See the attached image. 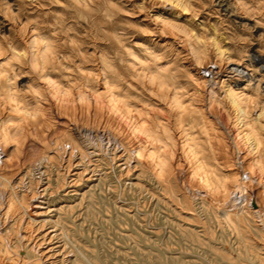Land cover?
I'll return each instance as SVG.
<instances>
[{
  "label": "rangeland",
  "instance_id": "374dc122",
  "mask_svg": "<svg viewBox=\"0 0 264 264\" xmlns=\"http://www.w3.org/2000/svg\"><path fill=\"white\" fill-rule=\"evenodd\" d=\"M92 1H94L95 8L91 4L93 5L91 6L93 8V12L90 13L91 16L85 14L84 16L79 15L81 11L71 8L67 0H5L10 5L11 12L0 14V36L11 37L9 42L15 41L20 38V35L22 36L21 28L31 26L33 23H37L46 32L48 29L53 30L50 32V34L55 35H53L52 43L57 46L58 51L61 50L63 56L66 58L69 56V60H66L69 63L65 65L71 66V69H68L69 72L64 69L55 70L58 75L64 73L59 76L58 79L60 80L69 79L70 74V78H72L77 73V70L73 69L75 67L70 63L71 58L72 61H80L82 65H86H83L85 68H88L93 64L92 60L97 63L98 58L105 55L110 59L112 66L115 64L114 66L117 67H113V69L118 74L119 84L124 90L126 89L125 93H131L129 94L130 100L139 109H145L150 115L162 111L161 114L169 119L168 115H165L163 102L147 90V85L143 83L142 77H139L129 67L130 62L125 52L129 50L141 56L144 55V47L148 46L150 42L160 43L165 49L160 53L159 63L165 64L176 75L180 87L189 89L185 83V71L192 69V67L184 39H177V37L161 33L158 30L153 20L154 13L160 6L153 4L151 0ZM107 1L111 2L109 5H114V7H107L109 6ZM178 1L181 6L176 7L177 14L162 16L165 21L180 26L185 32L183 26L187 24L191 28L197 29L199 31L196 30L197 33L207 31L209 35H217L222 46L229 50L230 57L234 61L239 60V62L243 61L248 64L246 62L247 56L255 55L254 57L259 58L264 65V0H246L244 7L248 10L244 14L234 12L233 0H194L193 6L199 10L198 15L185 14L184 8L187 5L183 0ZM171 3L165 2V9L162 12L169 10ZM57 8L64 10V17L60 11L57 13L58 17L63 18V22L60 24L55 23V20L52 23V17L55 16ZM47 13L50 17L47 16ZM13 17H16L18 26ZM45 19L49 21L47 22ZM42 23L43 25H41ZM50 25L57 29L49 28ZM74 27L76 28L74 29ZM76 32L77 34L80 33V36ZM81 34L85 35L81 36ZM115 35L118 37L116 38ZM63 37L64 39H62ZM114 37L115 39H113ZM67 38L69 41L80 44L73 43V47H70L72 42L66 40ZM112 40H114L113 43ZM63 44L68 47L65 48ZM120 44L123 45V48ZM79 45H81L82 50ZM87 45L89 46L87 47ZM97 45L101 47L99 48ZM127 46L128 50L125 51ZM77 47L79 51L85 53L84 57L80 55ZM96 49L100 54L96 52ZM71 50L73 51L71 52ZM88 54L90 55L87 57ZM211 61L209 59L204 67L214 68L213 72L218 70V67H225L226 65V62H221L219 66L214 65ZM147 63L151 64L150 62ZM232 63L227 64L233 65ZM251 66V69L254 68L252 72H249L252 77L251 86H257L258 93H261L259 95L262 98L264 96V72L260 70V66ZM243 71L246 73L245 70ZM203 74L206 79L211 78L208 72ZM16 76L18 78L23 77V79H19V84L25 83L28 79L35 83L40 82L36 75L27 68H18ZM134 94L139 97L142 94V99ZM213 110L212 108L209 111V121L211 120L214 129L217 128L215 129V131L217 130L216 134H219L220 140L222 139V147L227 148L226 152L232 164L237 165L233 168L242 173L239 167L242 162V155L232 149V141L229 137L232 129L227 124L225 127V121L216 118L215 110L214 112ZM258 113V110L255 111V114ZM97 144L99 146L96 147L91 162L85 161L80 164L74 160L68 162L67 157L61 153L49 154L50 158L47 160H34L32 158L25 161L19 160L18 169L12 176L13 188L17 196L15 204L18 210L10 213L9 216L7 215L6 219L4 217V222H0V229L8 240L12 239L15 242L14 245H18L15 250L18 251L19 255H22L20 256L21 259H41L43 261H40V264H71V262L72 264H260L258 258H264V234L261 233V230L264 229V214L262 216L263 212H261L262 218H260V215L255 214L256 209L250 206V201L253 199L251 187L248 188L249 195H247V200H244V204L240 201L241 195L237 193L233 195L237 198L235 203L238 206H236L237 210L234 215L243 219L241 226L244 228L243 233L237 234L232 229L233 227H230L223 220L222 210L208 207L207 203L202 204L200 196L191 198V206L179 204L175 200L174 196L180 197L182 192L184 193L182 174L174 172L179 178H176L175 183L173 182L175 186L169 185L167 180L162 182L155 179L142 164L134 160L133 155H127V152L122 153L118 145L112 150L106 141H98ZM60 161L64 162L61 163ZM127 163L130 165L128 166ZM140 168L143 172L145 171V175L142 174ZM133 175L134 177L138 175L139 178H134ZM241 176L245 177L242 174ZM8 191V189H4L3 198L0 199V209L2 210H0V214L4 212L2 209L5 203L4 196ZM150 192L152 196L154 195L153 197L149 194ZM153 198L156 201L152 200ZM28 203L37 205L38 211L42 214L37 218L30 217L29 224L26 226L24 220L31 213L32 208L30 207L25 214V210L20 205H27ZM247 209L248 211H246ZM249 210L253 212H249ZM239 211H242L243 214H240ZM24 233H26L25 237H23ZM16 236H22L19 238L20 241H16ZM67 249L68 251H66ZM220 254H224V258H221ZM65 258L68 259L65 260Z\"/></svg>",
  "mask_w": 264,
  "mask_h": 264
},
{
  "label": "bare ground",
  "instance_id": "6f19581e",
  "mask_svg": "<svg viewBox=\"0 0 264 264\" xmlns=\"http://www.w3.org/2000/svg\"><path fill=\"white\" fill-rule=\"evenodd\" d=\"M151 1L153 4H158L160 6V8L154 13L153 20V23L158 28V30L161 33H167L173 37H177V39H184L186 43V49L191 60L190 66L192 67V69H188L185 71V83L187 84L189 89L180 87L178 85L176 75L170 69H168L165 64L159 63V59L157 58L156 54L162 53V51L165 49V47L161 46L160 43L154 41L150 42L148 46L144 47V55L141 56L129 51L128 46L127 48L124 47V50H128L125 53L127 55L126 57H128L127 59L130 62L129 67L133 69L139 77H142L143 83L147 85V90L151 91L163 102L165 115H168L170 121L163 114H161L162 111L158 110L159 112H155V114L150 115L145 109H139L136 104H134V102L130 100L129 94L131 93L126 94V89L124 90L121 84H119L118 74H116L115 70L113 69V67H116L114 66L115 64H113L112 66V63H110V59L105 55H102L100 58H98L97 63H94V60H92L93 64H91V66H89L88 68H85L84 66L86 65L83 64V66L80 61H72L71 58L70 63L75 67L73 69H76L77 73L74 77L71 76L72 78H70V74L68 77L69 79H58L60 78L59 76H62L64 73H60L61 75H58L55 73V70L64 69L68 71L69 68L71 69V66L67 67L65 65L69 63L66 62L67 59L69 60V56H67V58L63 56L60 52L61 50L58 51L57 46H54V44L52 43L54 34L52 35L50 34V32L53 30L48 29V31L46 32L44 31L45 29L43 30L40 26H38L37 23H33L31 26H23L21 28L20 31L22 36L20 35V38L16 39L14 43L18 42L15 43L16 48L25 51L28 54L30 61L38 59L48 48H51L53 50V57L47 72L43 76L35 74L37 79L40 80L39 83L32 82L31 79H28L25 83L19 84L20 86H23L31 81L32 86L42 92V95L40 97L26 94L15 84L9 83L4 87H0V95L11 96L15 94L16 98L19 101L23 102L27 107L34 108L35 110L43 113V116L38 118L37 120L16 129H10L6 126L9 122H12L14 118L6 113H0V130H3L2 134L4 136H7L9 139L17 140L15 144H9L6 140H0V199L3 198L4 189L9 190L4 196L5 203L3 205L4 207L2 208L4 209V212L3 214H0V222H4V217L6 219L7 215L9 216L10 213L16 212V210H18V207L15 204L17 196L15 193L16 191L13 188L14 184L12 182V176L18 169L19 160L25 161L30 158L34 160H47L50 158L49 154L57 155L61 153L62 155H65V157H67L68 162H70L71 160L77 161L79 164L85 161L91 162L94 151L96 147L99 146L97 144L98 141H106V144H110L112 150H114V147L118 145L122 153L127 152V155H133L134 160H137L139 164H142L147 169V171L157 180L159 179L157 177V170L154 163L148 160L141 159L140 157L142 153L144 155H147L150 151H159L160 147L168 146L171 152V156L169 157V155L165 153L164 157L165 159L169 160L170 167L168 169L169 174L164 181L167 180V183L171 185L173 184V182H176V178H179L178 176L176 177L177 172L183 175L182 182L184 186L182 188L184 190H182L184 191V193L182 192L180 197H178L177 195L174 196L175 200L179 202V204L181 203L191 206V198H193L194 196H200V201L203 202L202 204L207 203L208 207H212L218 210L221 209L223 220L225 221V223L230 227H233L232 229H234L237 234H241L243 233L244 229L241 226L243 219H241L239 216L234 215L237 210V204L235 203L237 202V198L233 197V195L235 193L241 195L239 198L243 203L245 202L244 200L248 197L247 195H249L248 188L250 189L251 187L253 190V193L251 192L253 194V201L256 205L255 214L258 216L260 215V218H262L261 212H263L262 216L264 214V175H260L257 172L251 171V169L253 167L255 159L261 151L260 146L257 145L252 139V134L255 132L257 137L264 138V121H261L260 119V115H264V96L262 98L260 97L259 94L261 93H258L257 86H251L252 77L250 75L251 73H249L254 69L250 68L252 67L251 65L260 66V70L264 72V65H262V61L259 58L254 57L255 55L247 56L246 62H248V64H245V62L243 61L239 62V60L234 61L230 57V55L227 59L221 58L216 54H211L208 57H204L198 47L193 45V42L183 28L168 23L162 17L166 14L176 15V7L181 6V3L178 0H172L171 6H169V10H165L164 12H162V10L165 9V2H168V0ZM67 2L69 3L71 8L81 11L79 15H90V13L93 12V8H95V5L93 4L94 1L92 0H80L79 4L75 3L74 0H67ZM110 3L111 2L107 4L109 5ZM91 4L94 5L93 8L91 7L93 6ZM107 7L113 6L109 5ZM58 11H60L62 15L64 13V10L62 8H57L55 16L52 17V23L55 22L60 24L61 22H63V18L57 16ZM28 13L31 14V12ZM47 16H49L48 13ZM79 17L81 18V16ZM181 19H183V17H181ZM13 20H16V17H13ZM15 24H17L18 26L19 23H17V20ZM41 25H43V23ZM50 27L52 28L53 26L50 25L49 28ZM53 28L55 29V27ZM75 28L76 27H74V29ZM68 32L71 31L68 30ZM54 33L56 32L54 31ZM82 34L81 36L85 35ZM77 35L80 36V33H78ZM64 37L62 39H64ZM91 37L93 36L91 35ZM115 37L113 39H115ZM69 39L72 40V38ZM66 40H68V38ZM40 41H44L45 43L41 45L39 43ZM113 41L114 40H112V43ZM73 43H75V41L71 43L72 46H70L69 44L68 45L70 47H73ZM120 45L121 47L123 46L122 44ZM80 46L81 45H79V47ZM88 46L89 45H87V47ZM91 47L93 48V46ZM80 48L82 50V47ZM77 50L79 51L78 47ZM81 50L79 51V53L84 57L85 53H82ZM72 51L73 50H71V52ZM96 52H98L97 49ZM90 54H88L87 57ZM72 57L74 58L75 56ZM243 57H241L242 60H244ZM80 58L84 59L82 57ZM209 59L212 60L211 62H213L214 65L219 66L221 62H226V65L225 67H218V70L213 72L214 68L209 69L210 66L209 68L204 67V64ZM147 62H150L151 64L149 65ZM230 62H234L232 63L233 65L227 64ZM162 68L167 69V71H161ZM202 69H204V71H202ZM243 70H245L246 73H244ZM204 72H208L209 75H211V78L209 80L206 79L205 75L203 74ZM70 73L72 72L70 71ZM45 79H54L60 85L61 93L70 92L71 95L64 96L61 94V96L57 99H53L52 96L56 89L53 85H45L43 83ZM136 97L140 98L139 96ZM177 101H179V105L177 104ZM180 106H183L185 108V111L181 112ZM212 108L215 110V117L220 121H225L224 126L225 124H227V126L232 129H230L231 136L229 137H231L230 140L232 141V149L242 155V162L239 166L242 173H240L236 168V170L233 168L236 164H232V161L231 159H229V156L226 152L227 148L225 149V146L222 147V139L220 140L219 134H216L217 130L215 131V129L217 128L214 129V125H211V120L209 121L208 114L210 113L209 111ZM257 110L259 111V115L255 114V111ZM152 113H154L153 110ZM149 138H151V144ZM156 140L160 141L159 146L155 145L154 142ZM185 145H187V147H185ZM124 156L121 157L124 158ZM127 164L128 166L130 165L129 163ZM124 169L125 168H123V170ZM144 173L145 171H142V174ZM241 174L245 177L243 178ZM137 176L134 177L133 175L134 178H139ZM170 189H172V187H170ZM149 194H151V192ZM154 198L152 200L156 201V199ZM50 206H52V204H50ZM20 207L25 210V214L30 207L32 208L31 213H29L28 215L29 217L26 215L27 218L24 220V224L26 226L29 224L30 217L37 218L42 214L38 211L39 207L31 203H28L27 205L21 204ZM246 211H248V209ZM239 212H241L240 214H243L242 211ZM249 212L253 211L249 210ZM261 233L264 234V229L261 230ZM23 235L22 236L25 237L26 233H24ZM22 236H16V241H20L19 238ZM12 242V239L8 240L0 229V264H40V261H43L41 259H21L20 256L22 255H19L18 251L15 250L18 245H14L15 242ZM68 249L66 251H68ZM220 256L221 258H224V254H220ZM66 259L68 258H65V260ZM258 262H260V264H264V258H258Z\"/></svg>",
  "mask_w": 264,
  "mask_h": 264
},
{
  "label": "clouds",
  "instance_id": "9594fccd",
  "mask_svg": "<svg viewBox=\"0 0 264 264\" xmlns=\"http://www.w3.org/2000/svg\"><path fill=\"white\" fill-rule=\"evenodd\" d=\"M74 2L79 4L80 0H74ZM168 2L171 3L172 0H168ZM183 2L187 5L184 8L185 14H199V10L193 6L194 0H183ZM0 4H2V7H0V14L11 12V7L5 2V0H0ZM245 4L246 0H233L234 12H236V14H244L247 11L246 7H244ZM184 28L187 35L193 42V45L198 47L204 57H208L211 54H216L224 59L229 57V50L222 46L217 35H209L207 34V31L197 33L195 29L191 28V26L187 24L184 25ZM17 35H19V33H17ZM10 40L11 37L0 36V87H4L9 83L15 84L26 94L40 97L42 92L32 86L31 81L23 86L19 85V79H23V77L18 78L16 76V72L18 68H27L30 72L43 76L50 66L53 57V50L48 48L38 59L30 61L28 54L23 50L17 49L14 41L9 42ZM39 43L43 45L45 42L40 41ZM156 55L157 58L160 59L161 54ZM161 71H167V69L162 68ZM43 83L45 85H53L55 87L56 91L53 93V99H57L61 96V94L64 96L71 95L70 92L61 93L60 85L54 79H45ZM177 104L179 105V101H177ZM180 111H185V108L180 106ZM0 113H6L14 118L12 122H9L6 125L10 129L20 128L43 116V113L35 110L34 108L27 107L23 102L19 101L15 94L11 96L0 95ZM260 119L261 121H264V115H260ZM2 132L3 130H0V140H6L9 144H15L17 142L16 139H9L7 136H4ZM149 139L151 144V138ZM252 139L260 146L261 151L255 159L251 171L264 175V138L257 137L254 132L252 134ZM154 143L157 146L160 145L159 140H156ZM185 147H187V145H185ZM165 153H167L169 157L171 156L168 146L160 147L159 151H150L147 155L142 153L140 157L141 159L154 163L157 170V177L160 181H164L169 174L168 169L170 165L169 160L164 157Z\"/></svg>",
  "mask_w": 264,
  "mask_h": 264
},
{
  "label": "water",
  "instance_id": "95a60500",
  "mask_svg": "<svg viewBox=\"0 0 264 264\" xmlns=\"http://www.w3.org/2000/svg\"><path fill=\"white\" fill-rule=\"evenodd\" d=\"M250 206H251V208L256 209V205H255L253 199L250 202Z\"/></svg>",
  "mask_w": 264,
  "mask_h": 264
}]
</instances>
